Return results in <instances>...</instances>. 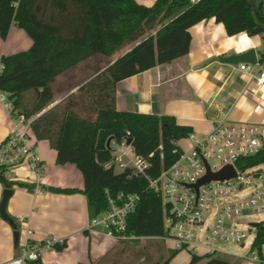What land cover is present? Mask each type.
I'll return each mask as SVG.
<instances>
[{"label": "trees", "instance_id": "16d2710c", "mask_svg": "<svg viewBox=\"0 0 264 264\" xmlns=\"http://www.w3.org/2000/svg\"><path fill=\"white\" fill-rule=\"evenodd\" d=\"M264 2V0H263ZM214 18L228 35H262L259 63H264V8L253 12L250 0H156L151 7L135 0H0V36L6 40L16 25L33 40L31 49L3 56L0 92L13 105V114L33 119L37 140H47L57 152V163L75 164L85 180L90 220L109 209L108 196L137 194L139 202L128 217L124 234L136 238L166 235L165 206L151 181L182 156L178 146L193 133L174 117L121 112L116 107L119 82L173 62L189 54L190 29ZM115 62L82 84L76 93L54 102L53 86L59 76L90 58L113 57ZM27 96L31 97L29 103ZM127 140L134 153L149 163L145 175L115 166L109 141ZM264 162V154L247 159ZM6 188L24 183L0 175ZM58 193L69 190L51 189ZM251 250L264 264V220L259 223ZM67 243L52 250L62 251ZM172 255L162 264H169ZM235 264L223 254L192 257L190 264ZM28 264H43L41 258Z\"/></svg>", "mask_w": 264, "mask_h": 264}, {"label": "crops", "instance_id": "0c3cea01", "mask_svg": "<svg viewBox=\"0 0 264 264\" xmlns=\"http://www.w3.org/2000/svg\"><path fill=\"white\" fill-rule=\"evenodd\" d=\"M135 1L148 7L156 2ZM190 34L192 40L188 55L118 83V111L174 117L179 125L190 127L198 137L211 132L214 124L221 120L255 124L264 121V86L258 87L247 74L241 72V64L228 61L232 56L255 51L259 63L262 35L251 37L245 32L228 35L225 26L214 18L193 26ZM32 46L33 40L27 32L13 25L6 40L0 36V63L3 56L28 51ZM127 50L111 57L104 67L96 62L92 76L84 81H74L77 69L99 55L59 76L53 86L54 102L48 109L76 93L82 84ZM59 82L61 87H58ZM1 94L0 144L16 126L11 112L1 100ZM32 143L43 167L42 179L38 181L36 174L23 169L12 180L27 186L14 185L11 188L13 195L9 199L7 213L16 227L0 215V226L6 234L4 242L0 243V264L17 257L27 239L41 243L50 237L66 241L67 246L62 251L43 249L40 255L43 264H126L129 250L133 248L130 245L135 240L147 242L145 254L136 264H162L173 252H178L171 258L169 264H172L185 252L177 250L172 241L163 237L119 240L101 226L91 227L82 172L75 164H58L57 152L49 141L37 140L33 134ZM177 144L183 152L190 151L194 146L190 139H182ZM51 189L71 192L58 193ZM2 199L3 191L0 190V204ZM29 231L31 234H28ZM253 241L247 254H233L226 250L220 254L235 264H259L256 253L251 250ZM164 243H168V247ZM238 246L245 248L246 243ZM166 250H169L168 256L165 255ZM262 250L264 257V246ZM192 257L191 254L184 258L181 264H190Z\"/></svg>", "mask_w": 264, "mask_h": 264}, {"label": "built area", "instance_id": "2783aa9c", "mask_svg": "<svg viewBox=\"0 0 264 264\" xmlns=\"http://www.w3.org/2000/svg\"><path fill=\"white\" fill-rule=\"evenodd\" d=\"M198 3L201 0H191ZM240 71L247 74L258 87L264 86V63H242ZM3 66L0 63V72ZM1 100L11 112L16 123L14 131L0 144V175L15 178L26 169L42 179L43 167L35 145L32 143L33 119L24 114H13V105L6 94ZM194 143L190 151L151 181L165 206L163 237L174 243L177 250L193 256L214 255L225 252L226 244H245L252 230L248 214H264V162L248 165L247 159L264 154V121L259 124L217 121L211 132L198 137L192 133ZM114 160L108 167L121 171L133 168L135 175H145L148 161L137 156L125 139L122 143L109 141ZM235 169V175L225 180H212L196 190L197 184L208 173H218L226 167ZM7 179V178H6ZM8 180V179H7ZM139 202L137 194L120 193L108 196L109 209L91 221L90 226H101L109 235L119 240L136 239L124 234L127 217ZM28 234H31L29 231ZM63 240L50 237L41 243L27 239L20 254L2 264H28L40 258L43 249H52Z\"/></svg>", "mask_w": 264, "mask_h": 264}, {"label": "rangeland", "instance_id": "374dc122", "mask_svg": "<svg viewBox=\"0 0 264 264\" xmlns=\"http://www.w3.org/2000/svg\"><path fill=\"white\" fill-rule=\"evenodd\" d=\"M250 1H252L253 12L258 11V9L264 8L263 0H250ZM110 59H111V57L110 58H107V57L103 58V56L99 55L98 58H95L93 60H89V62H87L83 66L79 67V69H77L76 78L74 81H84V80L88 79L90 76H92V72H93L94 68L96 67L95 66L96 62L99 64L98 66L104 67V66H106V63L108 61H110ZM72 75H74V74H72ZM61 84L62 83L59 82L58 87H61L62 86ZM29 100H31V97L27 96L26 102L29 103ZM186 139H189V138H186ZM185 152H187V151H185ZM116 170L118 171L119 169H116ZM6 178L9 181H12L14 179V177L11 178L9 175H6ZM5 189H6L5 184L0 180V190H2L4 192ZM247 219L252 221V222H255V223H260L264 220V214L263 215H257L254 212H250L248 214ZM255 233H256V230H253L251 233H249V235L245 241V243H246L245 248H241L240 246H238L236 244L230 243V244H226L224 246L225 250L228 251L229 253H233V254H247V252L249 253L250 243L254 240V238L256 236ZM5 235L6 234H4L2 226H0V243L2 241L4 242ZM146 243H147L146 241H140V240H135V242H132L130 246L133 248H131L129 250L130 257L125 260V263L127 264V262H128V264H136L140 259H142V256H144L145 251H146V249H145ZM164 244L167 247L169 245L168 243H164ZM164 244H161V248H164V246H163ZM168 254H169V250H166L165 255L168 256ZM190 255L191 254L187 251L182 252L180 254V256H178L175 260H173L172 264H181L182 260L186 257H189ZM199 264H202V263H199Z\"/></svg>", "mask_w": 264, "mask_h": 264}, {"label": "water", "instance_id": "95a60500", "mask_svg": "<svg viewBox=\"0 0 264 264\" xmlns=\"http://www.w3.org/2000/svg\"><path fill=\"white\" fill-rule=\"evenodd\" d=\"M229 62L234 64H242V63H248V64H257V57L255 51H250L248 53H243L241 56H232L228 59ZM109 144V143H108ZM235 175V169L231 166L226 167L224 170L218 172V173H211V171L208 168L207 175L202 178L197 184L193 185V187L198 190L199 187L205 183H208L212 180H225L228 178H231ZM13 195V190L11 188H6L3 192V199L0 204V215L1 217L10 223L13 227H16L14 220L8 215L7 213V206L9 199ZM259 223H252L253 228H257ZM17 236V234H16Z\"/></svg>", "mask_w": 264, "mask_h": 264}]
</instances>
